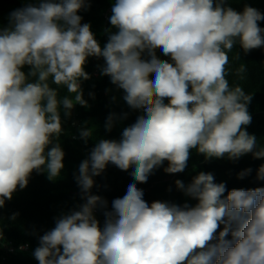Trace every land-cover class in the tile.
<instances>
[{
  "label": "clouds",
  "instance_id": "9594fccd",
  "mask_svg": "<svg viewBox=\"0 0 264 264\" xmlns=\"http://www.w3.org/2000/svg\"><path fill=\"white\" fill-rule=\"evenodd\" d=\"M86 7L87 0H38L13 10L8 26L0 27V208L27 186L33 171H46L50 180L60 175L64 152L59 143L49 149L63 131L60 107L66 116L76 103L88 107L80 85L90 78L84 65L90 56L103 57L102 75L145 114L119 141L99 140L81 162L76 181L86 202L40 237L33 253L39 264H264V187L224 196L225 184L200 172L187 186L175 181L198 200L180 207L149 205L130 183L104 213L103 229L94 209L107 202L90 194L93 177L109 163L134 168V180L144 183L165 161L166 173L183 172L191 149L206 159L264 158V148L256 150V137L244 129L252 96L226 79L234 45L245 53L264 47L258 25L264 15L247 5L238 12L225 0H115L110 23L118 31L101 48L77 14ZM156 49L174 63L157 58ZM25 65L35 82H28ZM245 71L242 64L238 73ZM50 78L74 97L58 99ZM113 122L114 114L105 125L109 131ZM91 135L90 129L80 132L85 142ZM257 179L264 180V165Z\"/></svg>",
  "mask_w": 264,
  "mask_h": 264
},
{
  "label": "trees",
  "instance_id": "16d2710c",
  "mask_svg": "<svg viewBox=\"0 0 264 264\" xmlns=\"http://www.w3.org/2000/svg\"><path fill=\"white\" fill-rule=\"evenodd\" d=\"M38 0H0V27H6L9 23V14L28 4H37ZM115 0H87L88 7L82 8L77 14L82 17L81 23H89L95 39L101 48L108 42L109 35L118 31L111 25L110 16ZM225 5L242 12L245 5L256 8L264 15V0H225ZM258 25L264 28V20L258 21ZM229 64L226 79L230 87L239 85L246 94H251L252 99L247 105L251 115V123L244 129L254 135L257 140V149L264 148V47L245 53L237 43L228 53ZM157 58L174 63L169 56H165L161 49H156ZM142 58L148 59L146 54ZM246 67L244 73H238L241 65ZM105 65L103 57L90 56L84 65L89 79H80L83 99L88 107L74 104L70 115H65V110L60 107L62 121V133L58 138H53V144L59 143L64 152L63 164L60 175L50 180L46 171H33L29 182L24 189H17L11 200H6L5 206L0 208V263L4 264H39L34 257V250L39 246L40 237L52 230L57 219L63 215L78 211L79 206L85 203L83 194L76 181L79 175V165L89 158L91 150L101 139L119 141L123 129L131 126L145 112L143 109H133L123 99L125 93L111 82V78L102 75L101 69ZM28 77V82H35L36 77L28 75L31 66L25 65L21 69ZM154 79V74L150 75ZM50 87L57 91L58 99L69 94L66 87L57 86L49 79ZM168 102L167 100L165 101ZM114 114V122L111 131L106 128V122L110 115ZM82 129L92 130V135L87 142L81 138ZM264 165V158H254L248 153L238 159H230L227 155L222 158H207L197 149L190 150L187 166L183 172L169 174L165 172L168 162L165 161L156 168L148 177L147 182H136L131 175L134 168L127 171L121 170L109 163L104 171L94 176V185L90 194L100 196L106 201V206L98 205L94 209V216L99 221L101 229L104 227L106 211H112V202L116 198H122L130 183H137L143 190L144 199L150 205L155 201L167 202L184 207H194L198 200L185 195L184 191L177 188L175 181L180 180L185 186L189 185L193 178L200 172L211 173L214 183H224L227 196L232 189H255L264 187V180L257 179V172ZM251 169L243 178L241 172ZM15 214V219H12ZM234 227V226H233ZM224 228L220 224L216 237ZM231 233L226 239H231ZM213 240L211 243H216ZM11 244L16 248L14 254H8L6 247ZM23 246V250L20 247Z\"/></svg>",
  "mask_w": 264,
  "mask_h": 264
},
{
  "label": "built area",
  "instance_id": "2783aa9c",
  "mask_svg": "<svg viewBox=\"0 0 264 264\" xmlns=\"http://www.w3.org/2000/svg\"><path fill=\"white\" fill-rule=\"evenodd\" d=\"M5 239V237H3L2 238V240H4ZM6 249H7V252H8V254H14L15 253V251H16V248L15 247H13L10 243L8 244V246L6 247ZM20 249H22V247H20ZM0 264H4V263H0Z\"/></svg>",
  "mask_w": 264,
  "mask_h": 264
}]
</instances>
